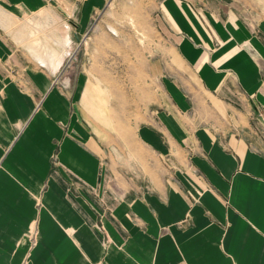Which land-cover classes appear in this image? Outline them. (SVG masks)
<instances>
[{"label": "crops", "instance_id": "crops-1", "mask_svg": "<svg viewBox=\"0 0 264 264\" xmlns=\"http://www.w3.org/2000/svg\"><path fill=\"white\" fill-rule=\"evenodd\" d=\"M58 2L0 0V27ZM77 2L83 35L108 0ZM164 4L182 36L151 67L155 100L136 140L124 134L120 146L98 74L91 81L68 67L55 79L62 65L49 68L26 46L43 47L39 35H21L28 55L0 31V264H264V28L217 20L216 43L188 3ZM133 89L141 98L143 88ZM128 107L118 113L126 128L135 122ZM67 181L94 192L69 201Z\"/></svg>", "mask_w": 264, "mask_h": 264}, {"label": "rangeland", "instance_id": "rangeland-1", "mask_svg": "<svg viewBox=\"0 0 264 264\" xmlns=\"http://www.w3.org/2000/svg\"><path fill=\"white\" fill-rule=\"evenodd\" d=\"M58 1L59 7L58 5L56 6L58 9L54 6L45 11L43 15L35 14L26 19H14L10 20V23L6 21V28L0 27V31L10 35L17 42V46L19 45L22 50L25 49L28 55L26 48L20 44L22 42L17 41L24 38L21 35L32 37L33 34H37L42 39V34L47 29L46 27H51L52 31L55 28L59 29L61 28V24H58L60 21L70 23L72 26L70 27V32L75 43H79L80 39H83L82 37L86 35V39L82 45H79L73 58L68 60L64 69L66 70L69 67L68 70L72 71L74 67L78 69L85 68V71L90 72L91 81L98 74V78L102 82L101 90H103L99 95L101 99L104 96V99L101 100L102 113L105 114L108 111L114 121L112 128L114 134L113 144L114 146H120L119 142L121 136L124 137V134L129 137V143L132 144L136 139H133L131 132L135 131L137 125L144 123L142 121L147 117L145 113L148 105L153 103L156 96L155 93L158 90L157 78L150 71L151 67L158 68L157 61L160 62V59H165L176 52L178 38L182 36L179 27L166 13L164 0H108L106 8L94 15L91 22L93 27L90 25L87 32L80 35L75 32V29H77L75 22L68 19V14L72 15L73 11L75 13L73 6L76 4L78 7L79 3L77 0ZM183 1L191 6L198 21H200L206 32L216 43H220L214 27L217 20L222 22L228 18H237L239 21H243L246 24V28L254 34H259L264 28V0ZM61 23L63 24V22ZM43 40L47 41L46 39ZM246 46L248 44L244 45L242 43L240 48ZM68 54H71L70 48ZM115 80L127 83L132 89L124 91L108 89L107 85ZM135 86L143 88L140 89L143 92L141 98L137 99L135 97L136 89H133ZM154 87H156V90H153ZM112 100L117 105L113 106L111 104ZM127 101L129 105L128 117L130 119L134 118L135 121L129 122L128 128L122 127L121 123L118 122V113L121 112ZM139 103H143L144 106L138 107ZM85 113L88 114V111L86 110ZM262 122H264V118H262ZM255 123L256 126L262 125L260 120H256ZM129 158L130 166L135 168H133L135 171L132 174L136 177L138 175L141 176L145 168L136 167V154L131 152ZM165 172L167 173L168 170L166 169ZM80 189L94 192V189L83 181H67V199L73 201ZM133 192L134 190H131V193ZM192 200L197 203L193 198ZM27 237H31V242L35 246V229L30 234H27Z\"/></svg>", "mask_w": 264, "mask_h": 264}, {"label": "bare ground", "instance_id": "bare-ground-1", "mask_svg": "<svg viewBox=\"0 0 264 264\" xmlns=\"http://www.w3.org/2000/svg\"><path fill=\"white\" fill-rule=\"evenodd\" d=\"M60 24L61 28H55L56 30L53 29V31L51 30V27H46L47 29L43 34L47 35L48 41L41 39L43 47L39 48L34 42L28 43L26 45L28 49L31 50L32 55L36 58L37 61L53 69H56L57 66L62 63V61H65L66 51L70 40V26L68 25V23H65L66 25H63L62 23ZM58 35H60V37H58ZM17 41L21 42L20 39H18ZM45 55L48 56V58H46Z\"/></svg>", "mask_w": 264, "mask_h": 264}, {"label": "built area", "instance_id": "built-area-1", "mask_svg": "<svg viewBox=\"0 0 264 264\" xmlns=\"http://www.w3.org/2000/svg\"><path fill=\"white\" fill-rule=\"evenodd\" d=\"M74 16H75V13H74V11H73V14L72 15H69L68 14V19H71V20H73L74 22H75V19H74ZM95 20V19H94ZM64 22H67V21H64ZM64 22H63V24H64ZM69 23V22H68ZM65 25V24H64ZM69 25H70V23H69ZM92 25V27H93V23L91 24ZM71 26V25H70ZM72 27V26H71ZM91 27V28H92ZM70 30V29H69ZM69 34H70V31H69ZM70 37H71V40H72V36L70 35ZM83 39H80V41H79V43H75L73 40H72V44H71V47H70V53L71 54H68V58L66 59V62H63V64H62V69L60 70H58L57 72H52V73H54V75H55V77L58 75V74H60L61 73V71L62 70H64V66L66 65V63L68 62V60L69 59H71V58H73V56H74V54H75V51L79 48V45H82V43H83V41L86 39V35L85 36H83L82 37ZM65 63V64H64ZM55 79H57V77L55 78ZM56 82V81H55Z\"/></svg>", "mask_w": 264, "mask_h": 264}]
</instances>
